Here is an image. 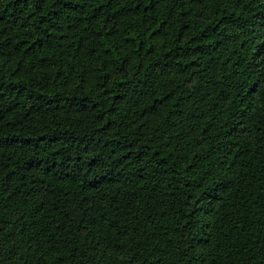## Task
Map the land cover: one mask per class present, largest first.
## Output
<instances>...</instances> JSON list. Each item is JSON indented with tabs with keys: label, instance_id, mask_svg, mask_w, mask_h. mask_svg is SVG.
Listing matches in <instances>:
<instances>
[{
	"label": "trees",
	"instance_id": "16d2710c",
	"mask_svg": "<svg viewBox=\"0 0 264 264\" xmlns=\"http://www.w3.org/2000/svg\"><path fill=\"white\" fill-rule=\"evenodd\" d=\"M0 264H264V0H0Z\"/></svg>",
	"mask_w": 264,
	"mask_h": 264
}]
</instances>
